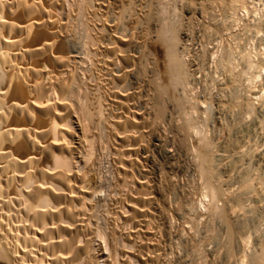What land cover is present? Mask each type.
Returning a JSON list of instances; mask_svg holds the SVG:
<instances>
[{
    "label": "bare ground",
    "instance_id": "6f19581e",
    "mask_svg": "<svg viewBox=\"0 0 264 264\" xmlns=\"http://www.w3.org/2000/svg\"><path fill=\"white\" fill-rule=\"evenodd\" d=\"M160 1L161 0H0V264H98L99 259L97 258V256H95V252L97 249H95V245H94L95 242L97 241L96 240L97 238H100L105 241V243L107 244L106 249L109 250L110 252L114 251L113 248L115 247V244H117L119 241V243H121L122 245V248H120V250L123 249L122 251H120L119 256H121V252H124L125 254L124 257L129 258L126 262H124V264H156V260H157L156 258H158L156 252H158L159 250L157 248L161 240L159 241V237H156L155 234H153V233H156L158 230L156 232L153 231V233H150L151 231L150 229L153 227H151L152 225H150V216L148 214L146 216L142 214L144 215V218H141L142 220H140L141 222L144 221L141 223L140 226H143V228H146V230H149L145 233H142L145 231V229L144 231L142 230L139 231V229H142V228H139L138 231L132 232V230H134L135 229L134 227L136 226L133 227L130 225L128 226L125 225L127 224L126 222L127 219L124 220L125 219L124 212L130 211V210L127 208L123 213H121L122 206H120L119 209L115 207L117 209L115 212H117L116 214H118V215H115L117 216V221L114 220L115 224L113 226L111 225L112 228H110V231L108 230L105 231V228L102 231V229L100 230L99 228L95 227L96 225L94 226L93 220L95 218H93V215L95 213L92 215V211L94 208L93 204L96 201L94 200V198L95 197L97 198V196L94 197L93 192L90 189L91 188L90 185H92L93 183L91 184L92 182L90 180L91 175H88L89 173H87L89 170L82 171L80 169V171L83 172L82 176H79L81 173L77 172V174L80 173L78 174L79 178H81V180L79 181L78 179H76L78 176L76 177L74 175L73 166L75 163L73 164V161L75 160V152L73 148L75 145L73 144L74 141H72V137H71L70 130L72 129H70V124H73L71 122L72 115L76 114L79 117L80 122L83 125H85L86 131L88 129L90 131L91 129L90 133H91V139H92L94 136V132H96L95 129L97 128V126H100V125L102 126V124L104 125L105 122L112 121L111 118L113 117L110 116L109 118V113L111 110H114V109L113 107H111L112 108L111 109L109 106L110 105L113 106L114 104V106L116 107V112L118 113L117 114L115 112V115H117V117L120 115L119 117L121 119L120 121H118L119 123L116 122V124L115 123L113 124L114 127L112 128L114 131L113 130L111 131L114 134L113 136L114 138H112L111 136L109 140H112L113 142L111 146L114 145L117 148L118 153L115 155V159L116 158L120 159L121 161L120 160L117 161L119 163L123 162V168L120 167L121 169H119V174H121L122 177H125L123 178L124 180L123 179L121 180V178H119L121 181H123L122 185L124 187L123 186L122 187L129 188L130 191H131L130 184L132 181L129 184V179L132 180L134 178H135V181H138L140 183V186H141L140 189H142V192L144 189H148V187H146L147 182L146 183L140 182L139 177H138L140 175H137V172L143 171L144 169H146L145 168L146 165L148 166L149 164L148 163L149 161L147 160V155H148L147 153L149 152H152L153 154L155 153L154 154L155 156L156 152H159L158 154L161 155L163 158H165L167 162L169 161L168 162L169 164H171V161L176 159L174 150L172 149L171 151L168 149L170 147L167 148L166 141H165L167 139L164 140V138L162 137L163 135L162 133H160L161 135L158 134L160 132L158 124H160V126L164 125L161 123L162 122L166 123L164 122L166 119V118L164 119V117L165 115L168 116V113L166 114L167 108L164 109V106H160L162 102H159L161 104L157 105V101H156L157 99L154 100L156 101L155 105L157 107L155 108V110H152V112H148V113L147 112L144 113L143 111L140 112L141 109L139 111L137 108L132 107L129 103L130 102L129 99L133 95H138L140 98L144 97L143 95H141L142 94L141 91H135V93L133 91V89L137 88L135 86L136 81H137V80L135 81V79H137L136 74L138 70L140 69V66H142L143 62L145 61L143 60L145 57L144 58L142 57V53L144 52H146L145 54L147 55L149 54V57H151L150 55H152V59L154 56L158 55L157 59L154 57L156 62L150 59L153 62V65H152L153 68L151 69L153 73L151 75L153 77L157 76L159 73L163 71L168 80L169 87L172 88L173 90L179 89L180 86L182 85L184 86V84L187 83L188 71L185 68L186 67L184 63L185 61L183 60V57L181 56V55L184 56V52H186L187 50L185 51L186 46L180 43L178 36L175 34L176 30L174 29L175 31L173 32V28L169 26L170 23L168 24L166 22L167 24H164L162 22V24H160L159 27L156 28L155 32L153 31L154 33H149V32L147 33L149 22L152 21V16H154L151 14L152 12L151 8H153L154 7L153 5L159 3ZM191 4L192 3H190V5ZM208 7L209 6H207V8ZM143 12H144L145 17L143 16ZM165 16L167 15L165 14ZM167 18L168 17H166V19ZM137 19H139L140 21V24L142 27V33L140 30L141 27L140 29H136V27H134L137 25ZM169 20L171 19H168V21ZM76 25H77V28L79 25H81L79 26L81 27L80 28L81 31H83L82 27L84 26L85 34H86V40H85L86 42L84 41L85 37L83 38V41L85 42L87 46L84 45V47H82L80 43H78L79 41L77 42L78 37L76 38V29H77V28L75 29ZM144 26H146V29H147L145 33H143ZM81 31L79 30L78 32L81 33ZM78 32H77V35H78ZM83 33L82 35H84ZM142 36H143V39L145 40V43L143 41V44L140 46L139 45L140 42H136V41L140 37L142 39ZM86 47H87L86 49L87 51L83 50ZM142 47L144 48V50L142 49ZM179 49H181L182 51L180 50L181 51L180 52ZM160 54L163 56V58L165 57L164 61L159 60ZM88 63H91V65L98 67L100 73L97 77H95V79L93 77L94 80L92 78H91L92 81L88 82L87 80L88 82L86 84L87 87L85 86L86 88L82 89V86L84 84L81 86L80 85L81 82L79 83V81H81L82 76L87 77L89 74H91L90 69H87V67L86 68L84 67V65L85 64L87 65ZM94 66L92 68H94ZM88 68H89V64H88ZM145 69L147 68L145 67ZM145 73L147 72L145 71ZM253 77H255V75ZM85 79L86 78H84V80ZM146 79H149V78H146ZM254 79L255 78H252V79L250 78V80H254ZM156 80L159 81V79H155V80L152 79L150 81L152 83L150 84L156 87V90H158L159 92H163V89L165 88L162 86V84H160ZM102 84H103V87H102ZM143 84H146V83H143ZM103 88L105 89V91H108L109 93H113L114 95L113 94L112 95L114 97L112 95L111 97L116 98L118 102H115L116 100L110 101L109 99L110 96L107 98V94L105 95L104 92L102 91ZM147 88L149 90V86ZM156 90L154 88V92ZM184 91H185V88H184ZM81 93H82V96H81ZM250 93L251 91L249 92V94ZM115 94H118V95H115ZM159 94H160L159 96L163 95V94L161 95V93ZM145 96H147V94ZM263 99L264 97H263L262 91H252V93L250 94V102H253V101L261 102L263 101ZM236 100H238V98ZM151 101L153 102L152 99ZM109 102H113V104H110ZM133 102L134 101H132V104ZM252 104L253 103H244V105L248 106V108L250 107L251 109H255V107L254 108L252 107ZM151 105H154V103ZM173 105L171 104V107L170 105L169 106L166 105L167 107L170 108V109L168 108L170 110L168 111L171 113L169 115L170 117L171 115H174L173 113L174 111H176L174 110ZM259 107L261 109L260 111L262 110L264 111V104H262L261 106L259 105ZM197 109L196 111H198ZM152 113L154 114V119L150 118V115ZM111 115L114 116V114H111ZM184 115L186 117V120L184 124H182L183 126L182 125H180V127L178 126L177 128H179V130L174 129V128L173 129L177 130V132L179 133L180 128H181V130H183L182 133H185L186 135L194 134V133L198 134L197 130L198 131L200 130L199 129L196 130L195 126H197V124L196 125L192 124L193 118L191 116L193 114L192 115L184 114ZM253 116L254 115H252V117ZM171 118H173V120L175 119L177 120V118L174 119V116ZM180 118L183 119V117H180ZM115 120H117L116 117H115ZM151 120H154L152 121L154 125H158V127L156 126V128H158L159 132L158 133L155 132L157 135L156 134L154 135L153 132L151 131L152 134L149 135V137L148 136L145 137V134L148 132L147 124H149ZM178 121H182V120L178 119ZM259 122L260 124H262L260 120ZM170 123H172V121ZM173 124H171L172 127L176 125V124L175 125ZM257 128L258 127H256V129ZM169 130H168V133H169ZM104 133L106 132H103V135ZM170 133L173 134L172 132ZM246 133L247 132H245V135ZM181 134L179 133L178 137ZM166 135H164L165 138H167ZM100 137L99 139L102 140ZM182 137L183 136L181 135V138ZM139 138L142 141L139 140ZM144 138H148V140H150L149 143L151 146L149 147L150 148L149 152L147 151L148 147H146L147 149L146 151L143 150L142 148L143 147L142 142H145ZM139 141L141 145L139 144L137 146V142ZM199 141L201 142L200 146L202 148V151H201L202 153H201V162L199 164L197 173L198 171L200 172V175H201L200 178H202L203 180L202 185H204V190H205L204 193L202 192L203 198L209 199V201L211 202L210 204L215 208V211L219 214L220 218L225 224L224 225L225 229L227 228V231L230 233L232 238H233V235L235 234L240 235V236L245 235L246 229L244 225L246 224L247 221L242 222L241 217L249 216L248 213H251V211L254 210L250 214L252 216L253 212L256 211L255 208L262 209L263 211L262 214L264 215V206L260 205L262 204V201H264L263 199L264 196L262 194L263 192H261L259 189H258L259 192H256V190L253 191V186H252L253 183L252 185L250 184L252 180L250 181V179L248 178L250 182L248 183L247 181H245L246 179L244 178L243 176L244 173L242 171L246 172V170H241V172L243 173V175L241 176H243V179H245L244 183L243 181L241 183L242 190H240V192L236 191L237 192L236 195L235 193H233L235 195L233 199L235 200V202L238 201V203L236 202L237 205L235 203L233 204L236 207L240 208L239 212L241 213H239L238 211L236 212L235 211L236 209L228 213L230 208L229 210H227L228 208L226 207H225L226 209H220L217 206V203H219L218 201L221 198H223L225 195L227 196L226 193L228 192H226L227 190H223V188L220 186L219 184L221 183L220 181L219 183L216 182L217 180L215 181V173H214V164H215L214 161L215 160L214 158L215 157L222 158L225 155H223L224 152L222 153V155H220L219 152L216 150L218 153L215 154V157H214L213 150H212L214 146L213 147L211 146L212 144L209 142L210 140L207 141L205 138L201 137ZM183 142L184 141H182L181 143ZM175 143H178V142H175ZM184 143H183V146L187 144V143L185 144ZM92 144H94V142H92ZM189 144L190 143H188V145ZM175 145L176 144H174L173 146L176 148L177 145L176 146ZM219 149H222V148H219ZM186 150L188 151L189 149L186 148ZM124 151L126 152L124 153ZM175 151L178 152V150L176 149ZM192 151H189V152H192ZM96 153L98 152L96 151ZM195 153H196V150L193 156L197 155V153L196 154ZM245 154L247 155V153ZM131 156H134V158H131ZM152 157H151V160H154V158L152 159ZM140 158H142V160H140ZM89 159L91 160V157ZM85 160H87V158ZM225 162H228V161H225ZM88 163L86 164V167H88L87 166ZM112 163L115 164V162H112ZM249 163L251 164V162ZM242 164L245 165V163H242ZM116 166L118 167V165ZM170 166L172 167V165ZM80 167L81 166H79V168ZM131 167H135L137 172L135 171L136 172L135 173L134 171H130ZM126 169H128V171H126ZM245 169H247V167H245ZM171 172H174V171L172 170ZM237 176L238 178H240L239 175ZM118 177H116V179ZM228 177H230V175ZM113 181L111 180L109 184H112L111 182ZM141 181H142V178H141ZM236 184H237V181H236ZM94 185L96 186V184ZM114 185H115V182H114ZM148 185L150 186L149 183ZM113 187L114 186H112V188ZM96 188L98 187L96 186ZM115 188L117 189L116 186ZM137 189L139 190V188ZM254 189H257V188H254ZM99 191H96V192H99ZM132 191H134V189ZM129 192L128 194L131 195L132 192L130 193ZM135 194H138V193H135ZM143 195L144 194H142V196ZM146 195H147V192H146ZM124 197L126 199L122 200L123 204L125 203L128 204L129 201L127 199L129 196L128 197L124 196ZM146 197H148V195ZM244 197L245 199H248L249 203L251 202V206H253L252 204H254L255 206L254 209H250L248 206H247L248 208H245V205H247L245 203H247V201L244 203L245 204L244 205L243 202L245 200L243 202L241 200V198H244ZM119 203L121 204L120 201ZM147 203L148 202H146V204ZM228 203H231V202L228 201ZM228 203L226 204L228 205ZM136 204L137 202L134 205ZM134 205L132 207H134ZM147 206H149V204ZM147 206H144V207L146 208ZM140 207L141 206H139V209ZM123 210H124V205L122 207V211ZM156 210H157L156 212L153 211L154 216L156 215L155 213H158L159 217L163 215V213L159 214L161 211L160 209L157 208ZM257 214H260L258 213V210H257ZM255 216L258 217V215H255ZM259 216H261V214ZM261 217H259V219ZM220 218L218 217V219ZM249 219H250V216H249ZM255 220L258 221L257 219ZM116 222L120 223V225L117 226ZM109 227H110V224H109ZM127 227L131 228L130 230L131 233L128 232ZM253 229L255 228L253 227ZM241 239H244V238H241ZM236 241L238 242V240ZM246 241L247 240H244V242ZM246 243H248V241ZM143 251H145V253L147 252V254L143 255L142 253ZM113 255H110V256L108 255V256L111 258ZM252 257H251L252 264H264V248L262 249V252L260 253V255L258 254V256L256 257L252 256ZM137 260L139 261L138 263H137Z\"/></svg>",
    "mask_w": 264,
    "mask_h": 264
},
{
    "label": "rangeland",
    "instance_id": "374dc122",
    "mask_svg": "<svg viewBox=\"0 0 264 264\" xmlns=\"http://www.w3.org/2000/svg\"><path fill=\"white\" fill-rule=\"evenodd\" d=\"M221 1H222V3H221ZM223 2H225L226 4ZM190 3H192V4L190 5ZM155 5H156V7H155ZM155 5H153L154 7L151 8V10H152L151 14L154 16H152V21L151 20L150 21L153 24L151 22H149L147 33L148 32L154 33L156 28H158L159 25L162 24V22L164 24L170 23L169 26H171V28H173V32L176 30L175 34L178 36L180 43L184 44L186 46L185 51L187 50L186 52L188 53L187 54L186 52H184V56L181 55L183 57V60L185 61L184 62L185 66H186L185 68L188 71L187 83L184 84V86L183 85L180 86L179 89L173 90L172 88L169 87L168 80H167L163 71H162L163 73L161 72L157 76L153 77L151 75V74H153L151 71V69L153 68V66H152L153 62L151 60H154V62H156L155 58L157 59L158 55L154 56L155 58L153 57V59H152V55H150L151 57H149V54L147 55V54H145L146 52H144V53H142V57L143 58L145 57L143 59L145 61L143 62V65L140 66V69H139L140 72L138 70L139 74L137 72V74H136L137 79H135V81L137 80L136 85H135L137 88L133 89L134 93H135V91H141V93H142L141 95H143L144 97L140 98L138 95H133L131 97L132 99L131 98L129 99L130 102L129 101L128 102L130 103V105L132 107L137 108L139 111L141 109L140 112L143 111L144 113L152 112V110H155V108L157 107L155 105L156 101H157V105H160L161 103H159V102H162V104L160 106H164V109L167 108L166 109L167 111L170 109L167 106L170 105V107H171V104L172 105L175 104L173 106H174V110H176V111H174V113H173L174 115H171V117L174 116V119L177 118V120L175 119L177 122L169 116L171 114L169 112L170 110L168 112L166 111V114L168 113V116L165 115L164 119L165 118L166 119H165V121L164 120L163 121L166 122L167 124L162 122L161 124H164V125H162L164 127H162V126H160V124H158L159 130H160V132H159L158 128H156V126L158 127V125H154L152 123V121H154V120H151V122L149 124H147L148 132L145 134V137H147V136L149 137V135H151L152 132L154 135L158 132H159L158 133L159 135H161L160 133H162L163 134L162 137L164 138V140L167 139V140H165L167 148L170 147V148H168L169 150H171V151H172V149L174 150L176 159L173 160L174 162L171 161V164H169L168 163L169 161L167 162V160L165 158H163L161 155L158 154L159 152H156L157 156L156 155L154 156L155 153L153 154L152 152H149L150 151L149 147L151 146L149 143L150 140H148V138H144L145 140L144 139L143 140L145 142H142L143 143L142 148L145 151L148 149L147 151L149 153H147L148 154L147 160L149 161L148 162L149 164H148V166L146 165V167H145L146 169H144L145 171L143 170V171L137 172L135 167H131L130 171H134V172L136 171L137 175H140V176H138L140 182H142V183L147 182L146 187H148V189H144L142 192V189H140L141 188L140 183L138 181H135V178L132 180L129 179V184L132 181L130 184L131 191L129 190V188H126V187L123 188L124 187L122 185L123 181H121V180L125 177H122L121 174H119V169H121L120 167L123 168V162L119 163L117 161H119L120 159H117V158L115 159V155L118 153L117 148L114 145L111 146V144H113V142H112V140H109L111 136H112V138H114L113 137L114 134L111 131V130H113L112 127H114L113 124L114 123L116 124V122L119 123L118 121H120L121 118L119 117L120 115L118 116L119 118L117 117V115H115L116 107L114 106L113 102H109L110 104H113V106H112L108 103L110 105L109 107L110 108L113 107V109H114V110H111L112 112L110 111V113H109V118H110V116L113 117V118H111L113 123H112V121H109L110 120L109 119V120H107L109 122H105L104 125L102 124V126L101 125L97 126V128L98 127L99 128H98V130H97V128L95 129L96 132H94V136L92 139H91V133H90L91 129H90V131H89V129L86 131L85 125H83L80 122L79 117L76 114H73L74 116L72 115V121L71 122L73 124H70V129H72L70 131H71L72 141H74L73 144L75 145V146L73 145L74 146L73 149L75 152V160L73 161V164L75 163L74 164L75 167L73 166L74 175L77 177L78 174L81 173L79 176H82L83 172H81L80 169L82 171L83 170L84 171L89 170L87 173H89L88 175H91L90 176V180L92 181L91 184L93 183L92 185H90L91 186L90 189L93 192V196L94 197L97 196V198H98V200L96 197H95L96 199L94 198V200H96V201L93 204L94 208L92 211V215L94 213L96 215L95 214L93 215V218H95L94 219L95 221L93 220V224H94V226L96 225L95 227L99 228L100 230L102 229V231H103V229L105 228V231L106 230L110 231V228H112V226L115 224L114 220L117 221V216H115V215H118V214H116L117 212H115L117 210L115 207H117L119 209L120 206L123 207V205H124L123 211H122V207H121V213H123L127 208L130 210V211L124 212V216H125L124 220L127 219L126 220L127 224H125L126 226H128V225L133 226V227L136 226V227H134L135 229L133 228L134 230H132V232L138 231L139 228H142V229H139V231L140 230L144 231V229H145V231L142 233L149 231V230H146V228H143V226H140L141 223L144 222V221L141 222L140 220H142L141 218H144V215L146 216L148 214L150 216V225H152L151 227H153V228L150 227L151 228L150 233H153V231L156 232L158 230L157 231L158 233L156 232L153 234H155L156 237H159V241L161 240L159 242L160 247L158 246V248H157L159 250H158V252H156L157 257H158V258H156L157 260L155 259L156 264H252L251 263V260H252L251 257L252 256L256 257V256H258V254L260 255V253L262 252V249L264 248V245H263L264 244V241H263L264 240V224H263L264 223V215L262 214L263 213L262 209L255 208L254 204H252L253 206H251V202L249 203L248 199H245V197L241 198L242 202L245 200L243 202V204L247 201V203H245L247 205L244 204L245 208H248V207L250 209L255 208L256 213L253 212L252 216L250 214L254 210H252L251 213H248L250 216V219H249V216L241 217L242 222L243 221L244 222L249 221L248 223L246 222V224L244 223L245 224L244 226L246 229V234L241 235V236L235 234V235H233V238H232L230 233L227 231V228L225 229V226H224L225 224L222 221V219L220 218L219 214L215 211V208L210 204L211 202L209 201V199L203 198L202 194L205 191L204 185H202L203 180H202V178H200L201 177L200 172L198 171V173H197V170H198L199 164L201 162L202 148L200 146L201 142L199 141V139H201V137H202V138H205L207 141L210 140L209 142L212 144L211 146L212 147L214 146L212 148L214 157H215V154H217L218 152L220 155H222V153L224 152L223 155H225L222 158L221 157L220 158L215 157L217 160L214 158V160L216 161V162L214 161V163H215L214 164L215 181L217 180L216 182H218V183L220 181L222 183V184L219 183L220 186L223 188V190H227L226 192H228V193H226L227 196L225 195L223 198H221L218 201L219 203H217V206L220 209L228 208L227 210H229V208H230L228 213L232 212L234 209H236L235 210L236 212L240 211V208L236 207L233 204V203H235L237 205V203H238V201H236L237 203L235 202L233 197L236 195L237 192H240V190H242V184L241 183H242V181L244 183L245 179H246L245 181H247L248 183L252 180L250 182V184L252 185V183H253V185H252L253 191L256 190V192H259V190H260L261 192H263L262 194L264 196V182H263V180H264V167H263L264 166V155H263L264 154V124H263L264 123V118H263L264 117V111L263 110L260 111L261 109L259 107V105L261 106L262 104H264V99L261 102H257V101L250 102V94L252 93V91H262L263 97H264V88H263L264 87V66H263L264 65V37H263L264 36L263 35L264 34V22H263V20H264V15H263L264 14V0H178V1L177 0H168V1L167 0H161L159 3H157ZM207 6H209V7L207 8ZM202 12H204V13H202ZM163 13H165L167 16H165V14H163ZM143 16H144V12H143ZM166 17H168V18L166 19ZM168 19H171V20L168 21ZM138 21H139V19H137V25L135 24L136 26L132 25V26L136 27V29H140V27H141L140 21L139 22ZM255 23H256V25H255ZM79 26H81V25H79ZM79 26H78V28H77V25L75 27V29L77 28L76 29V38L78 37L77 42L79 41L78 43H80V45L82 47H84V45L87 46L85 44V42H86L85 41L86 40L85 29H84V26L82 25L83 31H81V29H80L81 27H79ZM261 26H262V28H261ZM150 29H151V31H150ZM79 30L81 31V33L78 32ZM140 30L142 33V27ZM146 30H147L146 26H144V32L143 33H145ZM221 30H222V32H221ZM77 32H78V35H77ZM82 33L85 36L82 35ZM84 37H85V39H84L85 42L83 41ZM143 41L145 43V40L143 39V36H142V39L140 37L136 42H140L139 45L141 46L143 44ZM83 42H84V44H83ZM86 49H87V47L84 48L83 50H86ZM142 49L144 50L143 47H142ZM180 50L181 49H179V51ZM207 51H209V52H207ZM202 55H204V56H202ZM231 57H232V59H231ZM159 58H160L159 60H161V61L165 60V57L163 58V56L161 54H160ZM257 60H258V62H257ZM146 62H148V63H146ZM151 62H152V64H151ZM144 63H146V64H144ZM88 64H89V68H88ZM88 64L87 65L85 64L86 66L84 65V67L85 68L87 67V69H90L91 74L93 72L95 73V71L97 74L95 73L96 74L95 75L93 73L92 74L93 76L91 74H89L88 75L89 78H88V76L87 77L82 76L81 81H79V83L81 82V84H80L81 86L84 84L82 86V89H85L87 87L86 84L89 81H92L93 77L95 79V77H97L100 73L98 67L91 65V63H88ZM192 65H194V66H192ZM90 66H91V68H90ZM93 66L95 69L92 68ZM188 66H190V67H188ZM145 67L147 69H145ZM202 67H203V69H202ZM145 71L147 73H145ZM163 74H164V76H163ZM137 75L139 78L137 77ZM254 75H255V77H253ZM164 77H165V79H164ZM84 78H86V79L84 80ZM146 78H149L151 80L152 79H154V80L159 79V81L158 80H156V81L159 82L160 84H162V86L165 88V89H163L164 93L156 90V87H154V86H152V84H150V83H152V82H150L151 80L146 79ZM161 78L164 80H162ZM250 78L251 79L255 78V79L250 80ZM87 80H88V82H87ZM143 83H146V84H143ZM141 86L142 87L144 86L143 87L144 89ZM146 86L147 87L149 86V90ZM102 87H103V84H102ZM153 87L155 88V90H156L155 92H157V93L154 92ZM184 88H185V91H184ZM253 89H255V90H253ZM102 91L104 92L105 95L107 94V98L110 96V98H109L110 101L116 100V98H113L114 97L113 93H109L108 91H105L104 88L102 89ZM175 91H177V92H175ZM250 91H251V93L249 94ZM106 92H108L109 94ZM159 93H161V95L162 94L163 95L159 96L160 95ZM146 94H147V96H145ZM111 95L113 97H111ZM115 95H118V94H115ZM182 95H184V96H182ZM81 96H82V93H81ZM149 96H151V97H149ZM158 96H159V98H158ZM175 96H176V98H175ZM164 97H165V99H164ZM246 97H248V98H246ZM237 98H238V100H236ZM151 99L153 100V102L151 101ZM167 99H169V100H167ZM131 100L134 101L135 103L133 102V104H132ZM147 100H149V101H147ZM154 100H156V101H154ZM238 101H239V103H238ZM115 102H118V101L116 100ZM255 102H257V103H255ZM153 103H154V105H151ZM166 103H168V104H166ZM241 103L243 106L241 105ZM244 103H253L252 107L253 108L255 107V109H257V110L251 109L250 107L248 108V106L244 105ZM145 104H146V106H145ZM147 104H149V105H147ZM178 107H179V109L180 108L181 109L179 110ZM193 108H195V109H193ZM196 109L199 112L196 111ZM249 109L252 111H250ZM191 110H193V111H191ZM117 111H118V109H117ZM189 111H191V112H189ZM252 112H253V114H252ZM259 112L260 113L262 112L261 114L263 116ZM111 114H114V116H112ZM184 114H189V115L193 114L191 116L193 118L192 124H194V125L197 124V126H195V128H196V130L197 129L200 130V131L197 130L200 137L196 133H194L196 136L194 134H187L188 135V137H187V135L185 133H182L183 130H181V128H180L179 133L180 134L182 133L181 135L183 137L181 138V135L178 137L179 133L177 132V130H174V129L179 130V128H177V127L178 126L180 127V125L184 124V122L186 120V117ZM178 115H179V117H178ZM196 115H198V116H196ZM252 115H254L253 116L254 118L252 117ZM115 117L117 120H115ZM180 117H183V119H181ZM150 118L154 119L153 113L150 115ZM259 118H261V119H259ZM178 119L182 120V121L184 120V121L183 122L178 121ZM259 120L261 121L262 124H260ZM171 121H172V123H170ZM180 122H181V124H180ZM168 123H170V124H168ZM171 124H173V125L176 124V125L172 127ZM169 126H170V128H169ZM256 127H258V128L256 129ZM166 128L168 130L170 129L169 133H168V130ZM161 129H163V130H161ZM251 130H252V132H251ZM107 131H109L110 133ZM166 131H167V133H166ZM103 132H106V133H104V135L106 134L105 136L103 135ZM170 132H172L173 134H171ZM245 132H247L246 135H245ZM88 133H90V134H88ZM164 135H166L167 138H165ZM204 135H205V137H204ZM99 137L102 140H100ZM172 139H173V141H172ZM136 140H138V139H136ZM139 140H141V139L139 138ZM181 140L184 141L185 143H187V144H185L183 142L186 145V146L184 145L185 147L183 146V143H181L182 142ZM90 141L94 142V144H92V142H90ZM171 141L174 143H172ZM169 142H171V143H169ZM175 142H178V143L180 142V143L178 144ZM245 142H246V144H245ZM188 143H190L191 145L190 144L188 145ZM139 144L141 145L140 141L137 142V146ZM172 144L173 145L176 144L177 145V146L175 145L176 148ZM144 145H145V147H144ZM178 145H179V147H178ZM103 147H105V148H103ZM110 147H111V149H110ZM146 147H148V148L146 149ZM177 147H178V149H177ZM189 147H191V148H189ZM174 148L176 150H178V152L175 151ZM186 148L189 150L187 151ZM219 148H222V149H219ZM230 148L232 149V151ZM194 149L196 150V153H197L196 156H193L194 152H195ZM241 149H242V151H241ZM99 150H100V152H99ZM223 150H225L226 152ZM96 151L98 153H96ZM189 151H192L193 153L189 152ZM125 152L126 151H124V153ZM113 153H114V155H113ZM236 153H238V154H236ZM245 153H247V155ZM90 157H91V160L89 159ZM151 157H152V159L154 158V160H151ZM86 158H87V160H85ZM131 158H134V156H131ZM192 158H193V160H192ZM140 160H142V158H140ZM86 161H88L90 163H88ZM153 161H155V162H153ZM225 161H228V162H225ZM112 162H115V164ZM166 162H167V164H166ZM249 162H251V164ZM87 163H88V165H87L88 167H86ZM97 163H98V165H97ZM172 163L174 164V166ZM242 163H245V165ZM151 164H153V165H151ZM175 164H176V166H175ZM229 164L230 165L233 164L235 167L233 165L230 166ZM116 165H118V167ZM170 165H172V167L174 169ZM79 166H81V167L79 168ZM162 166H164V167H162ZM96 167H97V169H96ZM194 167H196V168H194ZM245 167H247V169H245ZM169 168H170V170L172 169L174 172H171L172 170L170 171ZM238 168L240 169V171ZM248 168H249V170H248ZM215 169L217 170V172ZM235 170H237V171H235ZM241 170H246V172L242 171L244 173V175L241 172ZM126 171H128V169H126ZM231 171H233L234 173ZM238 171H239V173H238ZM77 172H80V173L77 174ZM240 172H241V174H240ZM236 173H237V175H239L240 178H238ZM177 174H178V176H177ZM229 175H230V177H228ZM241 175H243L245 179H243V176H241ZM246 175H247V177H246ZM79 176L76 178V179H78V181L81 180V178H79ZM148 176H150V177H148ZM111 177L114 179V181ZM116 177H118L117 178L118 180L116 179ZM119 178H121V180ZM141 178H142V181H141ZM229 178H231V179H229ZM248 178L250 179V181ZM111 180L113 182H111L112 184H109ZM235 180L237 181V184H236ZM238 181H239V183H238ZM114 182H115V185H114ZM117 182H119V183H117ZM136 182H138V183H136ZM200 182H202V183H200ZM223 182H225V183H223ZM148 183L150 184V186L148 185ZM94 184H96V186L98 188H96V186ZM106 185H108V186H106ZM111 185L114 186L113 187L114 189L112 188ZM226 185H227V187H226ZM115 186L117 187V189L115 188ZM108 187H110V188H108ZM137 188H139V190ZM202 188H203V190H202ZM254 188H257V189H254ZM98 189L99 190L103 189V190L102 191L100 190L101 191V193H100V191ZM133 189L135 192L132 191ZM96 191H99V192H96ZM127 191L132 192L131 195H129ZM146 192H147L148 197H146L147 196ZM150 192H151V194H150ZM135 193H138V194H135ZM233 193H235V195ZM142 194H144V195L142 196ZM149 194H150V196H149ZM119 196H121V197H119ZM124 196H127V197L129 196L127 199L129 201L128 204H126V203L123 204L122 200L126 199ZM120 198H121V200H120ZM103 200H105V201H103ZM97 201H98V203H97ZM119 201L121 202L122 205L119 203ZM133 201H134V203H133ZM228 201L231 203H228ZM136 202H137V204L134 205ZM146 202H148V203L146 204ZM138 203H140V204H138ZM226 203H228V205ZM148 204H149V206H147ZM133 205H134V207H132ZM260 205L264 206V201H262V204H260ZM139 206H141L140 209H139ZM144 206H147V207L145 208ZM155 206H156V208H155ZM157 208L161 210L159 214L163 213V215L160 216L161 218L159 217L158 213H155L156 214L155 216L153 214L154 212L157 211L156 210ZM257 210H258V213H260L261 216H263V217L259 216L260 214H257ZM239 213H241V212H239ZM142 214H144V215H142ZM255 215H258V217ZM163 217H164V219H163ZM172 217H173V219H172ZM218 217L220 219H218ZM255 217H257V218H255ZM259 217H261V218L259 219ZM131 218H133V219H131ZM255 219H257L258 221H256ZM209 220H211V221H209ZM157 221H159V222H157ZM261 222H263V223H261ZM109 224H110V227H109ZM116 225L118 226V225H120V223L116 222ZM252 226L256 230L253 229ZM127 228H128V232L131 233V231H130L131 228H129V227H127ZM190 228H192V229H190ZM250 229H251V231H250ZM223 232H224V234H223ZM161 237H163V238H161ZM241 238H244V239H241ZM96 240L97 241L95 242L94 245H95V249H97L95 252V256H97V258L99 259L98 264H115V263L116 264H118V263L124 264V262H126L129 259V258L124 257L125 256L124 252H121V256H119L120 251L123 250V249L120 250V248H122V245H121V243H119V241H118V243L116 242L117 244H115V247L113 248L114 251L110 252L109 250L106 249L107 244L105 243L104 240H102L100 238H97ZM236 240H238V242ZM244 240H247L248 243H246L247 241L244 242ZM253 241H254V243H253ZM148 243H149V241H148ZM116 246H117V248H116ZM116 252H118V253H116ZM164 252H166V253H164ZM111 253H113V254L115 253L116 255L115 254L113 255ZM142 253H143V255L147 254V252L145 253V251H143ZM256 253H258V254H256ZM161 254H163V255H161ZM108 255L109 256L113 255V256L110 258ZM135 262H136V260H135ZM138 262L139 261L137 260V263ZM159 262H161V263H159ZM242 262H244V263H242Z\"/></svg>",
    "mask_w": 264,
    "mask_h": 264
}]
</instances>
